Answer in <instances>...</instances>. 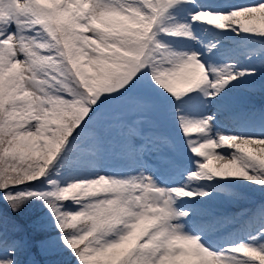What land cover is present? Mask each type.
Masks as SVG:
<instances>
[{"label": "snow or ice", "instance_id": "obj_1", "mask_svg": "<svg viewBox=\"0 0 264 264\" xmlns=\"http://www.w3.org/2000/svg\"><path fill=\"white\" fill-rule=\"evenodd\" d=\"M255 41L264 0H0V264H264V200L206 206L264 194V109L219 103L264 91V59L238 60ZM161 101L183 148L156 131Z\"/></svg>", "mask_w": 264, "mask_h": 264}, {"label": "rangeland", "instance_id": "obj_2", "mask_svg": "<svg viewBox=\"0 0 264 264\" xmlns=\"http://www.w3.org/2000/svg\"><path fill=\"white\" fill-rule=\"evenodd\" d=\"M245 186H247V185L245 184ZM255 192H256V193H260L259 191H256V190H255ZM36 207H38V206H36ZM24 218H25V220L27 221V214H26V216H24Z\"/></svg>", "mask_w": 264, "mask_h": 264}]
</instances>
